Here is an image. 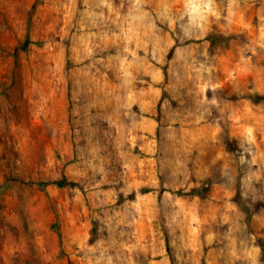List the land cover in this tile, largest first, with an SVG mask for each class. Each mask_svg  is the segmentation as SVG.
Listing matches in <instances>:
<instances>
[{"label": "rangeland", "instance_id": "obj_1", "mask_svg": "<svg viewBox=\"0 0 264 264\" xmlns=\"http://www.w3.org/2000/svg\"><path fill=\"white\" fill-rule=\"evenodd\" d=\"M34 1L0 0V264H264V0H41L25 51Z\"/></svg>", "mask_w": 264, "mask_h": 264}, {"label": "trees", "instance_id": "obj_2", "mask_svg": "<svg viewBox=\"0 0 264 264\" xmlns=\"http://www.w3.org/2000/svg\"><path fill=\"white\" fill-rule=\"evenodd\" d=\"M41 3V0H35L34 3L32 4L29 12H28V19H27V30H26V34L24 37V40L22 42L21 48L23 50H27L29 45L32 43V39H31V34H30V25H31V20L32 17L34 15V12L37 8V6ZM211 40H215V41H221L222 37L219 35H211L209 37ZM164 70V74L167 76V67L164 66L163 67ZM249 98L255 101H264V92L263 93H258V94H250ZM53 184H55L58 187H64V186H69V187H79L81 188V184L77 181L71 180L69 178H67L66 175H62L61 178H58L54 181H52ZM36 184L38 185V187L40 188H45L48 184H50L49 182H45V181H37ZM2 188L5 189V184L0 185V194L2 191ZM209 186H204L202 189L199 188H195L192 189L191 191H188L187 193L184 194H194V195H200V196H204V194H206L209 190ZM148 190V189H146ZM241 206H244V203H240ZM245 210V214H246V218H247V222L250 223L251 222V218H252V210L249 209L248 207H244ZM164 226V225H163ZM164 231V235L166 238V246L169 249V245H168V234L167 231L164 227L163 229ZM56 232L59 236V238H61V231L60 229H56Z\"/></svg>", "mask_w": 264, "mask_h": 264}]
</instances>
